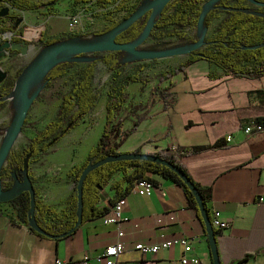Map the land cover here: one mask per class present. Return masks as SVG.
<instances>
[{"label": "crops", "instance_id": "obj_1", "mask_svg": "<svg viewBox=\"0 0 264 264\" xmlns=\"http://www.w3.org/2000/svg\"><path fill=\"white\" fill-rule=\"evenodd\" d=\"M28 1L39 4L50 0ZM78 8L79 0H56L49 12L11 7L9 13L20 12L21 25L29 27L40 21L41 15L59 17ZM9 33L12 36V32L0 33V43L8 40ZM162 88L165 98L150 95L149 90L140 111L129 108L122 124V133L128 135L118 151L172 158L209 194V215L210 207L217 209L229 223L227 230L214 229L221 264H264V131H243L246 124L264 119V74L231 75L197 59L167 79ZM105 103L99 137L105 124ZM82 122L72 131L77 138L82 135ZM228 134L233 138L229 143ZM91 147L88 144L73 157L64 148L47 147L35 165L29 164L44 204L56 211L64 208L75 185L70 170L83 163ZM121 177L122 172H117L99 190L98 207L110 211L117 193L112 185ZM148 177L153 183L150 195L134 192V182L126 190L128 182H124L121 221L107 223L104 215L61 238L38 236L20 219L14 204L0 203V264H54L56 259L76 264L85 255H99L117 240L119 231L125 249L117 264H179L184 254L197 257V264H213L201 215L182 188L156 173ZM158 217L162 219L159 224ZM180 237L188 238L190 244H173L154 255L134 249L138 242L152 244ZM94 264L102 262L94 260Z\"/></svg>", "mask_w": 264, "mask_h": 264}, {"label": "trees", "instance_id": "obj_2", "mask_svg": "<svg viewBox=\"0 0 264 264\" xmlns=\"http://www.w3.org/2000/svg\"><path fill=\"white\" fill-rule=\"evenodd\" d=\"M55 3L56 0L39 4L32 3L28 0H0V9L6 7L5 4H7L19 10L36 11L46 9L49 12ZM201 7L202 3L200 0H171L155 18L149 37H152L154 40H159L166 36L177 35L180 38H186V43L194 42L196 40L195 37L187 36L185 33L174 30L169 31L166 28L170 25L196 28ZM134 9L135 6L131 12ZM250 11L259 12L260 14L251 13ZM218 12H225L226 15L219 21L211 35L206 37V45L188 54V59L184 62L163 71L159 76V81L171 78L182 71L188 63L197 59H205L210 64L222 68L225 73L231 75L252 76L264 74V7H257L246 0H220L216 3L215 8L210 10L205 16L204 25L207 28L213 19L218 16ZM149 13V11L146 12L140 19L134 21L129 27L119 33L116 40L120 42H131L136 39L146 25ZM115 24L110 25L107 29ZM27 29V25H21L20 19L14 14L8 13L0 17V33L12 32L11 41L19 42L25 40L26 43H30L32 33L26 34ZM38 32L41 33V31ZM38 40L43 42L44 45L58 41L56 37L45 38L43 34L39 36ZM258 44L263 45L254 49L243 48L244 46ZM113 54L114 52H107V55L103 58L106 66L113 71V85L107 91L105 103L104 129L97 143L89 149L83 163L80 166H74L70 170L74 183L77 181L81 170L89 162H95L110 154L120 153L118 149L128 135L127 132L122 133L123 117H119L120 110L127 99L125 88L131 82L143 81L138 73L126 74L123 77H119L120 70L116 67L117 60L113 58ZM67 66L68 63L64 61L54 66L45 76L44 84L48 85L56 78L63 76L67 71ZM94 74L95 62H88L80 69L70 90L63 94L55 117L47 122L30 139L28 147L22 151V154L14 151L9 153L6 163L0 171V178L5 190L10 189L13 185L10 180V178H13V173H16L18 177L20 176L19 172L15 171V169L22 171L25 155L29 156L28 164L38 161L39 155L46 151L52 141L59 139L75 128L96 106L98 95L93 85ZM6 94L7 92L0 93V97ZM155 94L159 95L160 98H165L163 90L152 89L150 95ZM2 104L3 101H0V107ZM258 122L264 124V119ZM158 155L175 163L168 156L159 153ZM175 164L191 179L182 166L177 163ZM13 166L15 167L13 168ZM129 169L132 170L129 171ZM117 172H122V177L112 185L117 191L112 205L121 197V189L125 181L128 182L126 186V190H128L135 180H150L148 174L156 173L180 186L188 202L199 214L193 194L173 170L150 160H119L105 163L92 170L86 176L82 187V224L100 218L108 213L107 208L97 206L99 199L98 192ZM28 175L34 185V217L39 226L54 235L62 234L70 230L77 220L75 185L67 198L64 208L61 211H56L42 202L39 190L35 187L34 178L29 166ZM192 182L196 185L207 209L209 194L193 180ZM10 202L16 206L20 219L28 225L29 193L24 191ZM32 231L38 236L46 237L34 230Z\"/></svg>", "mask_w": 264, "mask_h": 264}, {"label": "rangeland", "instance_id": "obj_3", "mask_svg": "<svg viewBox=\"0 0 264 264\" xmlns=\"http://www.w3.org/2000/svg\"><path fill=\"white\" fill-rule=\"evenodd\" d=\"M84 2L82 4L81 2ZM142 0H79V8L77 11L66 12L63 16L46 17L41 15L40 21H36L29 25L27 33H32L29 49L25 54L18 51L11 52L2 62L0 68L5 72L6 76L0 83V93H9L18 79L21 71L34 58V56L45 46L43 42L38 40L43 34L45 38L56 37L58 40H64L72 37H80L81 39L92 38L99 33L105 31L110 25L119 22L125 18L133 9L141 3ZM207 0H200L203 4ZM86 3V4H85ZM8 8L11 9L10 6ZM17 18L22 19L16 12ZM64 13V12H62ZM74 14L80 15V23L70 28L69 17ZM19 15V16H18ZM225 12H218V16L213 19L207 29V36H210L217 24L225 17ZM169 31H177L185 33L187 36L196 38V28L191 26L175 27L170 25L166 28ZM38 31H41L39 33ZM186 43V38H180L177 35L166 36L159 40L148 37L138 49L142 51H158L165 50ZM107 55L106 51L92 52L82 54L80 56H71L64 62L68 63L66 73L53 80L50 84H44V79L34 87L30 94L35 93L36 97L31 103L26 120L15 139L11 151L22 154V151L28 147L30 139L39 132L47 122H49L58 112L59 105L63 94L68 92L73 81L77 78L80 69L88 62H95V74L93 85L98 95V101L95 108L83 120L82 135L78 138L74 136L73 129L59 139L52 141L48 147H61L69 153V156H77L88 144L94 146L99 138L98 133L104 123L103 104L107 97L108 89L113 85V71L109 69L103 62V58ZM188 56L177 55L171 57L141 59L132 56L125 51H114L113 58L117 60L116 67L120 70V76L126 74L138 73L143 82H134L126 85V101L127 104L122 106L119 117H127L129 108L141 110L142 104L147 97L149 90H162L167 80L159 81L160 74L179 63L183 62ZM14 100V97H12ZM7 99L3 101L0 107V144L4 136L5 129L9 126L14 112L15 100ZM126 103V102H125ZM127 105V106H126ZM134 110V111H135ZM137 111V112H138ZM133 114V113H130ZM87 141V142H84ZM86 144V146H84ZM10 151V152H11ZM40 154L39 156H41ZM9 156V155H8ZM27 155H25L26 157ZM39 158V157H38ZM29 159V157H28ZM66 160V159H64ZM38 161L32 162L33 165ZM29 166V164H28ZM15 166H13L14 168ZM19 172L21 179L22 173ZM14 184V179L10 178ZM3 185V183H2Z\"/></svg>", "mask_w": 264, "mask_h": 264}, {"label": "water", "instance_id": "obj_4", "mask_svg": "<svg viewBox=\"0 0 264 264\" xmlns=\"http://www.w3.org/2000/svg\"><path fill=\"white\" fill-rule=\"evenodd\" d=\"M171 0H142L141 3L125 18L117 22L114 26L99 33L98 35L89 38L81 39L80 37H72L64 40H58L51 44L45 45L34 58L25 66L21 71L18 79L16 80L13 89L5 96L0 97V101L12 99L13 91L18 86V101L14 102L15 112L9 126L4 131V136L0 144V171L6 163L8 155L11 151L13 143L17 138L22 126L26 120V116L31 103L33 102L36 94H30L31 85L34 82H40L45 78L49 71L58 63L67 60L71 56L82 55L92 52H114L125 51L134 57L141 59H152L171 57L177 55H188L206 45L207 27L204 25L205 16L207 13L215 8V5L220 0H207L202 4L196 23V40L192 43H187L177 47L156 50V51H142L138 47L149 37L150 31L154 25L155 18L162 12L163 8ZM249 3L257 6L264 7V1L246 0ZM150 12L146 25L140 35L131 42H120L116 40L119 33L129 27L134 21L140 19L146 12ZM248 11V10H246ZM251 13L260 14L259 12L250 11ZM9 13V8L3 7L0 9V17ZM263 44L244 46V49H254ZM29 49L28 43L25 40L14 42L6 40L0 43V59L7 55L10 51H18L25 54ZM6 74L0 68V83L4 80ZM13 100V99H12ZM14 101V100H13ZM28 155L24 157L22 165L23 177L20 179L16 173L12 174L14 184L10 189L5 190L2 186L0 178V203L10 202L20 193L27 191L29 193V209H28V226L37 233L50 238L65 237L82 224V187L86 176L95 168L113 161L119 160H150L167 166L182 179L186 187L191 191L194 196L197 208L204 223L205 231L209 242L210 252L213 264H221L215 230L211 224L209 212L206 209L196 185L192 180L178 167L175 163L168 161L158 154L140 153V152H120L117 154H110L95 162H89L80 172L77 181L75 182V190L77 197V220L74 226L65 233L54 235L50 234L39 226L34 217L35 209V190L34 185L28 175Z\"/></svg>", "mask_w": 264, "mask_h": 264}, {"label": "built area", "instance_id": "obj_5", "mask_svg": "<svg viewBox=\"0 0 264 264\" xmlns=\"http://www.w3.org/2000/svg\"><path fill=\"white\" fill-rule=\"evenodd\" d=\"M5 6H8L5 4ZM69 27L74 28L80 23V15L74 14L71 17H69ZM8 40L11 39V33L8 34ZM244 133L251 134L253 131L255 132H261L264 131V124L260 122H253L248 123L244 126L243 129ZM232 135L228 134L226 136V142L229 143L232 141ZM153 183L147 179H139L134 181L133 185V191L144 194V195H150L152 192ZM125 204L124 197H120L118 200L114 202V204L111 206L110 211L105 215V222L107 223H117L121 221L122 219V212H123V206ZM210 209V220L211 224L214 229L224 231L227 230L229 227V223L222 219L221 213L219 210L214 208ZM174 217L173 215L169 216V219L172 220ZM162 219L160 217L157 218V223H161ZM123 232H118V238L117 240L106 246L102 252L95 256V257H89L88 255H85L78 263L76 264H94V260L101 261L102 264H117L116 261L118 257L123 253L125 249L124 242L122 241ZM173 244H180L184 247H187L190 244V240L186 237H180V238H172L169 240H165L159 243H142L138 242L135 243L134 249L139 251L142 254H151L154 255L158 252L159 249H166L169 246ZM200 260L197 257H189L188 255L184 254L180 260L179 264H190V263H199ZM54 264H64V261L60 259H56Z\"/></svg>", "mask_w": 264, "mask_h": 264}, {"label": "bare ground", "instance_id": "obj_6", "mask_svg": "<svg viewBox=\"0 0 264 264\" xmlns=\"http://www.w3.org/2000/svg\"><path fill=\"white\" fill-rule=\"evenodd\" d=\"M36 86H38V82H34L32 85H31V90L34 88V87H36ZM13 97H14V100H15V102H17L18 101V99H19V97H18V86L15 88V90L13 91Z\"/></svg>", "mask_w": 264, "mask_h": 264}, {"label": "flooded vegetation", "instance_id": "obj_7", "mask_svg": "<svg viewBox=\"0 0 264 264\" xmlns=\"http://www.w3.org/2000/svg\"><path fill=\"white\" fill-rule=\"evenodd\" d=\"M3 186V185H2ZM3 189H4V186H3Z\"/></svg>", "mask_w": 264, "mask_h": 264}]
</instances>
